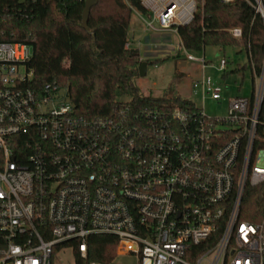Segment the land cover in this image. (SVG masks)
<instances>
[{
    "label": "built area",
    "instance_id": "obj_1",
    "mask_svg": "<svg viewBox=\"0 0 264 264\" xmlns=\"http://www.w3.org/2000/svg\"><path fill=\"white\" fill-rule=\"evenodd\" d=\"M202 1L139 0L148 14L132 9L145 31L178 35ZM178 48L203 70L194 95L220 101L204 51L181 38ZM32 56V45L0 40V264H54L67 248L86 258L95 233L117 236L118 252L136 264H264V202L245 210L248 188L264 187V62L251 96L228 100L225 116L194 101L195 110L123 104L87 118L66 87L28 86Z\"/></svg>",
    "mask_w": 264,
    "mask_h": 264
},
{
    "label": "trees",
    "instance_id": "obj_2",
    "mask_svg": "<svg viewBox=\"0 0 264 264\" xmlns=\"http://www.w3.org/2000/svg\"><path fill=\"white\" fill-rule=\"evenodd\" d=\"M262 4L264 7V0ZM255 5V0H203L194 19L179 27L178 35L192 52L207 47L224 53L228 47L245 51L254 79V69L259 73L264 62V17ZM84 6L85 0H0V40L33 47V56L26 63L33 71L28 86L37 89L56 82L66 87L75 113L87 118L112 116L123 104L135 112L197 108L194 101L180 94H144L136 85L144 60L139 48L127 43L132 7L148 14L139 0H99L91 9L89 29L82 26ZM235 27L242 31L239 38L230 31ZM158 60L146 59L148 64ZM245 68L238 64L227 71V67L224 76ZM263 202V186L248 188L245 210L249 215ZM117 246L118 237L113 234H91L87 257L75 250V262L111 264Z\"/></svg>",
    "mask_w": 264,
    "mask_h": 264
},
{
    "label": "rangeland",
    "instance_id": "obj_3",
    "mask_svg": "<svg viewBox=\"0 0 264 264\" xmlns=\"http://www.w3.org/2000/svg\"><path fill=\"white\" fill-rule=\"evenodd\" d=\"M134 33V37L132 34ZM130 42L138 47L142 59H161L155 64L150 63L144 76L135 77L136 85L144 94L155 96L180 94L192 99L199 107L211 116H225L227 114L228 100L236 96H251L253 89V74L248 64L245 51L238 52V48L228 47L225 53L217 47H207L204 50L208 66L204 74L211 76L223 87L222 99L213 100L209 97L202 98L194 95L191 89L193 79L203 74L201 65L197 62L187 60L184 51L179 50V36L171 32L145 31L144 22L136 15H132L130 30ZM202 56L203 51L194 52ZM225 57L230 62L228 70L232 71L238 64L246 65V68L238 72H230L224 76V71L219 68V60ZM64 90V89H63ZM61 90L63 94L64 91ZM111 264H136L137 256L134 253H119ZM54 264H75L74 252L67 248L54 257Z\"/></svg>",
    "mask_w": 264,
    "mask_h": 264
},
{
    "label": "water",
    "instance_id": "obj_4",
    "mask_svg": "<svg viewBox=\"0 0 264 264\" xmlns=\"http://www.w3.org/2000/svg\"><path fill=\"white\" fill-rule=\"evenodd\" d=\"M99 0H85V6L82 12V26L89 29L88 19L93 6L97 5ZM148 62L143 61L139 66V75L144 76L147 72Z\"/></svg>",
    "mask_w": 264,
    "mask_h": 264
},
{
    "label": "crops",
    "instance_id": "obj_5",
    "mask_svg": "<svg viewBox=\"0 0 264 264\" xmlns=\"http://www.w3.org/2000/svg\"><path fill=\"white\" fill-rule=\"evenodd\" d=\"M132 37H134V33L132 34ZM180 38V37H179Z\"/></svg>",
    "mask_w": 264,
    "mask_h": 264
}]
</instances>
